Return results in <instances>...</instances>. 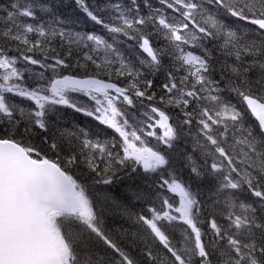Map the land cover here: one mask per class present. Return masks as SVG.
Returning a JSON list of instances; mask_svg holds the SVG:
<instances>
[{
	"label": "snow or ice",
	"instance_id": "snow-or-ice-1",
	"mask_svg": "<svg viewBox=\"0 0 264 264\" xmlns=\"http://www.w3.org/2000/svg\"><path fill=\"white\" fill-rule=\"evenodd\" d=\"M0 264H264V0L0 2Z\"/></svg>",
	"mask_w": 264,
	"mask_h": 264
},
{
	"label": "trees",
	"instance_id": "trees-1",
	"mask_svg": "<svg viewBox=\"0 0 264 264\" xmlns=\"http://www.w3.org/2000/svg\"><path fill=\"white\" fill-rule=\"evenodd\" d=\"M0 2L6 3L7 1L0 0ZM93 2H95V0H93ZM64 3L66 5L70 4L71 0H64ZM65 11L69 15H76V16L80 17L79 21L76 24V30H82V28H83L84 29L83 31H91V30H95L97 32H101L102 31L100 26L94 25L93 22H91L86 17H84L83 14L79 12V10H75L74 8L70 7V8H67ZM142 207H143L142 205H138L136 210L139 211ZM121 224H123L124 228H129V226H130V222L116 221L114 223L113 220H111V219H109L107 221V226L110 227V228L119 227Z\"/></svg>",
	"mask_w": 264,
	"mask_h": 264
},
{
	"label": "flooded vegetation",
	"instance_id": "flooded-vegetation-1",
	"mask_svg": "<svg viewBox=\"0 0 264 264\" xmlns=\"http://www.w3.org/2000/svg\"><path fill=\"white\" fill-rule=\"evenodd\" d=\"M69 121L71 122V123H79V124H81V125H83V121H82V119L80 118V115H75V116H70L69 115Z\"/></svg>",
	"mask_w": 264,
	"mask_h": 264
},
{
	"label": "bare ground",
	"instance_id": "bare-ground-1",
	"mask_svg": "<svg viewBox=\"0 0 264 264\" xmlns=\"http://www.w3.org/2000/svg\"><path fill=\"white\" fill-rule=\"evenodd\" d=\"M5 1H7V0H5Z\"/></svg>",
	"mask_w": 264,
	"mask_h": 264
}]
</instances>
